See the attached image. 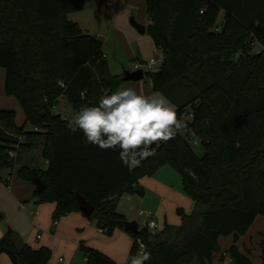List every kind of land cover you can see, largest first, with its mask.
Returning <instances> with one entry per match:
<instances>
[{
	"label": "trees",
	"instance_id": "1",
	"mask_svg": "<svg viewBox=\"0 0 264 264\" xmlns=\"http://www.w3.org/2000/svg\"><path fill=\"white\" fill-rule=\"evenodd\" d=\"M85 2L0 0L4 92L17 99L25 116L18 127L14 111L0 110V172L14 168L10 151L41 145L47 170L22 166L15 173L34 186L35 178L44 182L42 192L35 186V203L55 204L54 228L62 217L79 213L107 235L123 230L142 239L151 253L146 264H215L219 239L233 236L226 253L232 264H253L235 243L264 216V0H144L147 34L163 56L159 70L147 73L153 91L175 104L180 116L194 119L191 131L155 145L156 154L131 170L118 149L83 143V134L69 131L68 120L52 112L60 98L75 113L123 83V75L110 74L99 38L69 20ZM61 80L67 88L59 87ZM164 166L180 175L193 213L178 209L181 225L130 233L117 211L119 201ZM76 193L94 207L90 216L80 209ZM259 246L264 264V233ZM80 251L85 264H117L83 244ZM136 252L134 241L130 255ZM0 254L12 264H47L52 255L11 235L0 239Z\"/></svg>",
	"mask_w": 264,
	"mask_h": 264
},
{
	"label": "rangeland",
	"instance_id": "2",
	"mask_svg": "<svg viewBox=\"0 0 264 264\" xmlns=\"http://www.w3.org/2000/svg\"><path fill=\"white\" fill-rule=\"evenodd\" d=\"M79 13L80 12L70 14L69 20L72 21L73 18L75 19L76 17H81V29L86 34L97 36L99 38V40L102 42V54L105 57L109 72L112 76L120 77L124 75V68L126 71L130 69L131 71H129L132 72L133 70L130 68V66H132L136 60L134 58H138V60L142 61V63H147L151 59L162 57L161 53L156 52V48L151 37L147 34L140 40L141 36L136 34L137 31L131 25L132 19L142 26L149 21L144 0H111L107 1V3H102L101 9L96 12L94 11V13ZM132 32H134L136 37H139V39L134 38L131 35ZM254 52H260L258 45L254 47ZM159 68L160 65L154 70L145 69V77L143 80L138 82H123L120 88L123 84H127L141 85V87H150V89L153 90L152 80L147 73L157 72ZM4 80L5 71L4 69L0 68V108L2 110L14 111L16 113V125L18 127H22L25 125V116L23 110L16 98L5 95ZM52 112L56 115H60L66 120L70 119L74 114L72 106L65 98L59 99L58 104L53 108ZM26 129L32 130L30 125H26ZM195 150L199 155L203 153V150L200 146H195ZM16 153L19 155L20 159H25L26 154L29 155L27 158L29 161H24L23 166L42 170L43 165H46V161L42 158L41 145H37L31 150L21 148L17 150ZM5 173L6 171L2 170L1 175ZM156 173H160V182H162V184L180 193L185 201L181 200L180 204L182 205H178V207H182L183 211L187 215H191L195 208L194 203L183 191L180 175L169 166L162 167ZM19 180L21 179L16 173H14V181ZM30 185L33 186L31 183ZM13 193L15 194V190ZM21 195H19V197L21 196L20 198L24 199H20V202H23L26 205L27 212L20 210L19 205L11 209L9 212L11 215L9 214L7 217L6 214L1 212L3 215V220L0 222H3L2 226L3 228L5 227L6 235H11L12 238L18 237L19 239L21 236L25 235H28L29 237H35L38 234L43 237H47V235L51 236V233L48 231L47 234V231L42 225L45 226V224H49L51 229L50 231L54 230L52 215L48 216V222H43V219L41 218V226H38V224L35 223L37 221V215H29L30 212H33L34 207H40L44 204L35 203L34 193L30 194L29 197H26V192ZM159 197L157 193L152 191L143 198L126 196V198L122 200V209H120L118 212L124 214V216L128 218L129 221H136L138 224H141L143 220L142 217H139L138 215L140 211L151 213L157 218L159 222V228L157 231L162 230L165 224L175 226V224L172 223L174 218L178 222V225L176 226L181 225V217L179 216L177 210L174 209L173 211H170L169 209V207L175 201H173L171 198H166L163 202H160ZM162 210H165L166 212H172L173 217H166V219L158 217V214H161ZM64 218L65 217H62L58 222L60 223ZM263 219V216L258 217V220L255 224V229L258 228ZM90 222L92 223V228L87 232L89 235L86 233V239H82L83 245H86L89 240L100 241L102 236L111 237L116 230H119L116 229L112 235L99 233L96 229L95 222ZM255 229L253 228V232ZM10 231L11 233H9ZM126 234L128 235V238H131V235L128 232H126ZM227 242L228 240L224 238L221 239L220 243L222 250L227 248ZM51 253V258L47 264H55L54 262L58 258H62L64 261L60 264H85V259L82 252L80 251V246L76 245L74 243V237H70L68 234L58 237L55 240L54 249H51Z\"/></svg>",
	"mask_w": 264,
	"mask_h": 264
},
{
	"label": "clouds",
	"instance_id": "3",
	"mask_svg": "<svg viewBox=\"0 0 264 264\" xmlns=\"http://www.w3.org/2000/svg\"><path fill=\"white\" fill-rule=\"evenodd\" d=\"M58 85L67 88L62 80ZM84 95L81 92L82 98ZM193 119L192 114L180 116L176 105L161 93L145 94L132 87H123L105 92L95 105H83L68 119L66 127L71 132H81L85 144L101 150L118 149V158L131 170L156 154L153 145L167 143L178 134L191 131L188 125ZM185 171L194 180L199 179L194 171ZM136 244V254L130 255L129 241L124 259L118 264H146L151 259L146 245L139 240Z\"/></svg>",
	"mask_w": 264,
	"mask_h": 264
},
{
	"label": "crops",
	"instance_id": "4",
	"mask_svg": "<svg viewBox=\"0 0 264 264\" xmlns=\"http://www.w3.org/2000/svg\"><path fill=\"white\" fill-rule=\"evenodd\" d=\"M107 1H111V0H86L85 8L79 14H81L83 12L94 13V11L96 12V11L101 9L102 3H107ZM80 19H81V17H76L75 19L73 18L72 21L77 23L81 28ZM149 23H150V21H148L147 23H145L143 25L146 28V31L144 34L138 33V31L132 26L137 31L136 34H138V36H141L140 40L147 35V26L149 25ZM131 35L134 38L139 39V37H136L134 32H132ZM153 44H154V42H153ZM259 48L261 50L260 46H259ZM156 52L161 53L157 48H156ZM161 55H162V53H161ZM134 59H136V60L134 61L132 66H130V68L132 70H133V67L136 63H142V61L138 60V58H134ZM126 69H129V68H126ZM129 70H127V71H129ZM125 72H126V70L124 68L123 73H125ZM123 87H132V88L137 89L138 92L143 91L145 94L154 93V91L151 90L150 87H141V85H127V84L124 85L123 84L121 88H123ZM0 110H2V109L0 108ZM28 156L29 155L26 154L25 159H20L19 155L16 153L15 158H14V168L10 169V170L9 169L5 170L6 173L3 175H1L2 171L0 172V213L2 212L3 214H6V217H7V215L10 214L9 212L11 211V209L15 208V206H17V205H19V207L21 205H24V209H21V207L19 209L22 210L23 212H27L26 205L23 202H20V199H24V198H20L22 196L21 194L26 192V197L27 196L29 197V195L34 193V191H35V186L30 185L29 182H25L23 180L14 181L15 171L18 168L23 166L24 161H27V162L29 161V159H27ZM47 168H48V162L46 161V165H43L42 171H46ZM159 172H161V171H159ZM159 174L160 173H156L153 176L144 177V178L140 179L138 181L137 185L135 186L134 192L131 194H126L121 198V200L119 201L118 206H117V211L122 209L121 208L122 200L124 198H126V196H131V197L133 196L135 198H143V197H146L147 194L151 191L154 193H157L158 197L160 196L159 197L160 202H163L164 199H166V198H171V199H173V201H175L169 207L170 211H173L174 209H176V210L183 209L182 207H178V205H182V204H180V202H181V200L185 201V199L180 195V193H178L175 190H173L172 188L162 184V182H160L161 180H160ZM8 177H11L10 184L6 183V179ZM8 185H9V188H8ZM14 190H15V194L13 193ZM19 195H21V196L19 197ZM159 206H160V204H159ZM54 210H55V204H44V205H41L40 207H34L33 208L34 213L30 212L29 215L30 216L37 215L38 217H37V221L35 223L38 224V226H41L40 223L42 221L40 219L42 218L43 222H48V216L53 215ZM146 213H148V212H146ZM120 214H122V213H120ZM149 214L151 215L152 219H154L156 221V223L158 224V228H159V222H158L157 218L154 215H152L151 213H149ZM122 215L124 216V214H122ZM138 215H139V213H138ZM139 217H141V216H139ZM158 217H161L163 219H166V217L171 218V217H173V213L172 212H166L165 210H162L161 214L160 213L158 214ZM258 217L259 216H257L254 223L249 228L248 232L245 235L240 236L238 241L235 243L236 246L238 247V250L242 254L247 255L253 264H261V258H260L261 250H260L259 244L262 241V234L264 233V219L261 221L258 228L255 229V224L258 220ZM125 219L127 221H129L128 218L125 217ZM142 219H143V217H142ZM2 223L3 222H0V239L6 235V230H5V227L3 228ZM172 223L175 224V226L178 225V222L175 218L172 220ZM42 226L47 231V234H48V231H49V233H51V236L47 235V237H43L40 234H38L35 237L34 236L29 237L28 235H25V236L20 235L21 236L20 239L18 237H15L13 239L15 242H19V241L24 242V243L28 244L30 247H32L33 249H40L42 247H45V248H48L51 250V249H54V243L58 237H61L63 235L68 234L70 237H74V243L76 245L80 246V244H82V239H86L85 238L86 233L92 228V223L88 220L86 221L85 217H83L81 214L74 213V214L66 216L64 219H62V221L60 223L58 222L54 228V231H50L51 229H50L49 224L48 225L45 224V226L44 225H42ZM95 226H96V224H95ZM253 228L255 229L256 232L255 231L253 232ZM96 229L99 233H101L97 226H96ZM9 233H11V231ZM221 239L222 238L219 239V244H220V248H221V255L216 256L214 263L215 264H232L229 261V257L227 256L226 253H227V250L234 244V237L229 236V237L224 238V239L228 240L227 248H225L224 250H222V246L220 243ZM129 241H131V248H130V252H131V249L134 245L133 238L132 237L128 238V235L126 234L125 231L116 230L111 237L102 236V238H100V241H91V240H89L88 242L86 241L87 244L85 246L101 252L102 254L108 256L110 259H112L115 263L118 264V262H121L124 259V254H125L126 250H128V248H129ZM221 256L224 257V260L222 262H219V258ZM60 259H62V258H58L57 260H55L54 263L55 264L63 263L64 262L63 259L61 262L59 261ZM0 264H12V263L5 254H0Z\"/></svg>",
	"mask_w": 264,
	"mask_h": 264
},
{
	"label": "water",
	"instance_id": "5",
	"mask_svg": "<svg viewBox=\"0 0 264 264\" xmlns=\"http://www.w3.org/2000/svg\"><path fill=\"white\" fill-rule=\"evenodd\" d=\"M131 25L138 31L140 34H144L146 31V28L138 23L134 19L131 20ZM145 77V73L143 70H136V71H126L122 77L123 82H138L143 80ZM155 149V145L152 146ZM34 183L36 186V189L38 192H42L44 189V182L38 178L34 179ZM76 198L79 203L80 209L82 212L90 216L93 211L94 207L86 201L84 197H82L80 194L76 193ZM124 227L130 232V233H137L139 224L136 221H126L124 223Z\"/></svg>",
	"mask_w": 264,
	"mask_h": 264
},
{
	"label": "built area",
	"instance_id": "6",
	"mask_svg": "<svg viewBox=\"0 0 264 264\" xmlns=\"http://www.w3.org/2000/svg\"><path fill=\"white\" fill-rule=\"evenodd\" d=\"M163 57V56H162ZM163 63V60L161 62V57L160 58H155V59H151L150 61H148L147 63H136L133 67V71H136V70H154L156 67H158L159 65H161ZM152 64V67H150L149 65ZM187 115V114H186ZM185 116V115H184ZM199 141L198 140H194L192 141V144L194 146L198 145ZM15 155H16V152L15 151H10L9 152V156H10V159H14L15 158ZM10 181H11V177H8L6 179V183L7 184H10ZM8 188H9V185H8ZM21 209H24V205H21L20 206ZM139 216L143 217V220H142V223L139 224V227H138V231H142L144 229H149L150 231H155L158 229V224L156 223V221L154 219H152L151 215L149 213H146V212H142L140 211L139 212ZM58 222L55 223V226L57 225ZM99 229V228H98ZM99 231L101 233H104V231L102 229H99ZM142 241V239L140 237H137L134 241L136 243V241ZM143 242V241H142ZM144 243V242H143ZM137 244H136V250H137ZM60 262L62 261V259L59 260ZM229 261L232 263L231 259L229 258Z\"/></svg>",
	"mask_w": 264,
	"mask_h": 264
}]
</instances>
